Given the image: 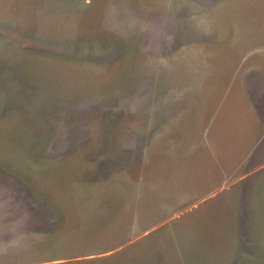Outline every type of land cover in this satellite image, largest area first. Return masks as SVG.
I'll return each mask as SVG.
<instances>
[{
	"label": "rangeland",
	"instance_id": "obj_1",
	"mask_svg": "<svg viewBox=\"0 0 264 264\" xmlns=\"http://www.w3.org/2000/svg\"><path fill=\"white\" fill-rule=\"evenodd\" d=\"M0 264H264V0H0Z\"/></svg>",
	"mask_w": 264,
	"mask_h": 264
}]
</instances>
